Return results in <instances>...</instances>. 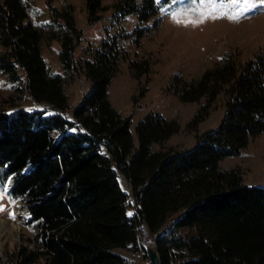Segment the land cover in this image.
I'll use <instances>...</instances> for the list:
<instances>
[{
  "label": "trees",
  "instance_id": "obj_1",
  "mask_svg": "<svg viewBox=\"0 0 264 264\" xmlns=\"http://www.w3.org/2000/svg\"><path fill=\"white\" fill-rule=\"evenodd\" d=\"M168 1L83 6L88 22L109 8L122 19L134 13L139 36L157 27ZM48 6L51 20L41 27L27 19L20 0H0V74L19 97L43 104L31 112L0 108V186L9 179V200H22L35 223L32 248H20L14 264H127L115 250H139V224L146 231L139 241H153L159 264H264V187L244 186L237 168L217 166L264 132V55L241 59L227 50L198 77L178 83L179 100L199 104L188 125L202 121L218 99L222 108L217 127L194 133L191 147L163 149L178 125L156 112L136 123L134 145L129 119L107 98L125 58L122 46L106 34L86 59H74L72 6ZM51 40L59 45V72L49 71L40 54ZM129 65L148 69L146 59ZM77 72L89 85L67 118L63 85ZM118 175L130 188L131 215Z\"/></svg>",
  "mask_w": 264,
  "mask_h": 264
},
{
  "label": "rangeland",
  "instance_id": "obj_2",
  "mask_svg": "<svg viewBox=\"0 0 264 264\" xmlns=\"http://www.w3.org/2000/svg\"><path fill=\"white\" fill-rule=\"evenodd\" d=\"M26 9L27 19L36 26L50 22L48 5L61 9L63 5L72 6V18L79 30L73 58L86 59L91 50L99 47L106 34L116 37V42L125 51L107 87V98L111 107L122 117L129 119L128 129L132 142L136 144L134 127L150 112H156L166 119H173L178 131L162 144L163 149H182L194 143V133L216 128L222 115L219 99L214 102L208 115L196 125H188L197 111L196 102H182L177 97L178 83L189 81L213 64L227 50L237 51L241 59L255 53L264 55V4L259 0H216L215 8L201 0H169L160 11L155 29L145 35L134 29L137 19L134 13L120 18L113 16L109 8L102 18L88 22L83 0H20ZM112 0H102L108 4ZM249 4L255 8L245 11ZM232 17H236L233 19ZM52 22V21H51ZM148 21L140 25H150ZM120 34H128L120 37ZM138 38V39H137ZM58 42L51 40L42 45L40 54L51 72H59L57 60ZM146 59L147 71L129 65L130 61ZM88 81L77 72L64 82L63 91L67 97L64 115L69 118L71 108L88 89ZM2 74H0V108L11 113L16 107L28 112L37 110L39 104L32 103L26 94L18 96ZM152 150L158 149L156 144ZM218 168H237L241 172L244 186L264 187V132L250 138L237 155L227 156L217 163ZM8 180L0 186V264H14L15 253L22 247L32 248L30 239L35 231V223L28 220L22 200H9L6 190ZM120 188L126 193V213L133 212V199L130 188L118 175ZM139 236L145 235L143 226H137ZM138 236L139 250L132 252L116 249L127 264H148Z\"/></svg>",
  "mask_w": 264,
  "mask_h": 264
},
{
  "label": "water",
  "instance_id": "obj_3",
  "mask_svg": "<svg viewBox=\"0 0 264 264\" xmlns=\"http://www.w3.org/2000/svg\"><path fill=\"white\" fill-rule=\"evenodd\" d=\"M143 231L146 233V231L143 229ZM145 245H148L150 249L151 257H148V264H159L158 257L156 255V252L154 250V244L153 241L150 238L145 239L144 241H141V247L144 248Z\"/></svg>",
  "mask_w": 264,
  "mask_h": 264
},
{
  "label": "snow or ice",
  "instance_id": "obj_4",
  "mask_svg": "<svg viewBox=\"0 0 264 264\" xmlns=\"http://www.w3.org/2000/svg\"><path fill=\"white\" fill-rule=\"evenodd\" d=\"M156 2H157V3H160V0H156ZM204 2H205V0H201V3H204ZM231 2L235 4V3H238L239 0H231ZM259 2H260L261 4H264V0H259ZM207 3H208L209 5H211L213 8H215L216 0H207ZM255 7H256L255 4H249L248 7L245 8V11H247V10H249V9H251V8H255ZM232 18L235 19L236 17H232ZM129 215H131V213H129Z\"/></svg>",
  "mask_w": 264,
  "mask_h": 264
},
{
  "label": "bare ground",
  "instance_id": "obj_5",
  "mask_svg": "<svg viewBox=\"0 0 264 264\" xmlns=\"http://www.w3.org/2000/svg\"><path fill=\"white\" fill-rule=\"evenodd\" d=\"M144 250V254L148 260V257H151V254H150V247L148 245H145L144 248H142Z\"/></svg>",
  "mask_w": 264,
  "mask_h": 264
},
{
  "label": "built area",
  "instance_id": "obj_6",
  "mask_svg": "<svg viewBox=\"0 0 264 264\" xmlns=\"http://www.w3.org/2000/svg\"><path fill=\"white\" fill-rule=\"evenodd\" d=\"M39 105H40L41 108L43 107V104L42 103H40Z\"/></svg>",
  "mask_w": 264,
  "mask_h": 264
}]
</instances>
